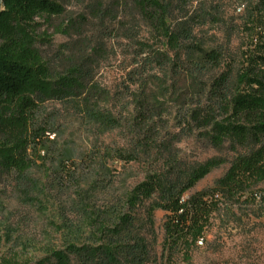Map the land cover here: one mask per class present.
<instances>
[{
    "label": "trees",
    "instance_id": "trees-1",
    "mask_svg": "<svg viewBox=\"0 0 264 264\" xmlns=\"http://www.w3.org/2000/svg\"><path fill=\"white\" fill-rule=\"evenodd\" d=\"M130 1L133 22L148 36L140 26L120 25L131 70L113 94L96 79L99 48L85 38L88 19L70 18L60 0H0V196L10 186L18 199L39 207L43 199H69L73 216L63 214L55 224L59 244L39 246L40 256L31 259L14 251L0 256V264H189L217 218L234 217L246 196L264 205V190H257L264 185V0H256L248 18L255 42L238 68L223 49L197 40L203 17L186 12L189 0ZM57 35L78 42L54 61L45 48ZM107 54L100 41V64ZM48 102L68 105L101 134L125 129L127 147L100 145L78 164L69 153L41 157L50 148V124L37 125L36 114ZM192 137L233 158L183 165L176 145ZM153 156L161 168L117 192L118 166ZM226 164L212 186L187 197ZM97 195L100 206L93 203ZM158 211L165 213L160 256ZM33 246L22 241L17 248Z\"/></svg>",
    "mask_w": 264,
    "mask_h": 264
},
{
    "label": "rangeland",
    "instance_id": "rangeland-1",
    "mask_svg": "<svg viewBox=\"0 0 264 264\" xmlns=\"http://www.w3.org/2000/svg\"><path fill=\"white\" fill-rule=\"evenodd\" d=\"M60 2L70 18L74 20L86 18L90 21L85 38L91 41L89 42L91 48H99L98 59L94 66L97 81L113 94L123 90L126 73L131 70V57L127 53L129 42L123 36L117 35L118 32L120 35L123 34L120 31V25L123 23L134 29H139L140 26L141 36H148V30L142 23L133 22L135 13L130 8L131 1L60 0ZM255 3L256 0H189L186 12L203 17L195 30L197 40L204 43L207 48L223 49L228 59L232 57L237 61L238 68L243 55L252 51V45L255 42L247 28L248 18L252 14ZM100 11L103 13L102 21H100ZM108 35L114 37L110 38ZM100 41H104L108 49L106 59L101 64ZM76 42H78L77 38L57 35L52 38L50 46L45 48L46 55L54 61L62 55L68 56L70 47ZM223 69L222 66L213 71L211 76L219 75ZM45 122L50 124L51 134L48 137L50 148L47 152H41L40 156L50 160L69 153L72 161L78 164L86 153L95 148L100 149V145L127 147L130 139L125 129L101 134L100 126L88 124L68 105L56 102L46 103L36 114L37 125ZM172 125H175L173 118L170 121V126ZM176 149L179 160L185 166L201 164L216 156L227 157L229 160L233 158V155L227 152L218 154L206 148L205 144L195 137L183 140L176 145ZM38 157L34 156L37 166H40L42 161ZM161 165L162 163L158 162L154 156L126 166L119 165L118 171L121 172V176L117 178L115 189L121 192L125 188L134 187L142 182L148 173L159 170ZM228 168L229 165L226 164L213 170L187 194V197L212 186ZM37 171L40 170L36 168ZM45 181L44 178L43 182ZM3 190L0 196V237H2L0 256L8 258L14 251H23L21 255L31 259L40 256L37 251L39 246L60 243L55 224L59 223L63 214L73 218L69 212L71 207H65L69 199H55L54 203L50 204L43 199V206L39 207L18 199L10 186ZM257 190L263 191L264 185L259 186ZM246 198L248 200L242 203ZM100 200V195H97L93 203L100 206ZM262 201L260 197L252 200L246 196L241 204L234 206V217H230L229 220L225 217L217 218L214 225L207 230L204 242L200 243L192 253L189 264H264V205ZM164 219L165 213L156 212L155 232L158 236L156 253L159 256L162 253ZM8 238L11 239L10 242H6ZM22 241L36 245V248L33 246L27 250H19L17 245ZM178 264L188 263L180 259Z\"/></svg>",
    "mask_w": 264,
    "mask_h": 264
}]
</instances>
